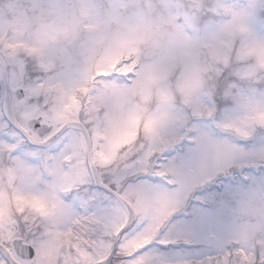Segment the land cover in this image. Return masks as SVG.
Here are the masks:
<instances>
[{"label": "snow or ice", "instance_id": "obj_1", "mask_svg": "<svg viewBox=\"0 0 264 264\" xmlns=\"http://www.w3.org/2000/svg\"><path fill=\"white\" fill-rule=\"evenodd\" d=\"M0 264H264V0H0Z\"/></svg>", "mask_w": 264, "mask_h": 264}]
</instances>
